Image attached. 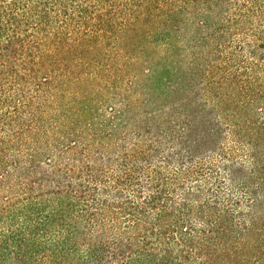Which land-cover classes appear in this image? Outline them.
<instances>
[{"label":"trees","instance_id":"trees-1","mask_svg":"<svg viewBox=\"0 0 264 264\" xmlns=\"http://www.w3.org/2000/svg\"><path fill=\"white\" fill-rule=\"evenodd\" d=\"M0 264H264V0H0Z\"/></svg>","mask_w":264,"mask_h":264}]
</instances>
